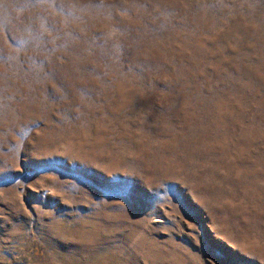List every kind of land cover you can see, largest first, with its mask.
<instances>
[{"label":"rangeland","instance_id":"rangeland-1","mask_svg":"<svg viewBox=\"0 0 264 264\" xmlns=\"http://www.w3.org/2000/svg\"><path fill=\"white\" fill-rule=\"evenodd\" d=\"M0 264H264V0H0Z\"/></svg>","mask_w":264,"mask_h":264}]
</instances>
